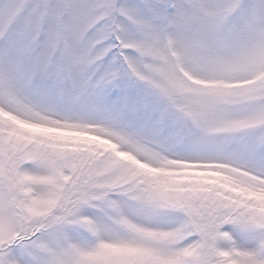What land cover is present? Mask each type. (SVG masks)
<instances>
[{
    "label": "snow or ice",
    "instance_id": "6c2138e0",
    "mask_svg": "<svg viewBox=\"0 0 264 264\" xmlns=\"http://www.w3.org/2000/svg\"><path fill=\"white\" fill-rule=\"evenodd\" d=\"M0 264H264V0H0Z\"/></svg>",
    "mask_w": 264,
    "mask_h": 264
}]
</instances>
